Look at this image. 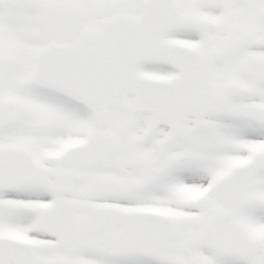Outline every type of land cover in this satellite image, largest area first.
I'll use <instances>...</instances> for the list:
<instances>
[{
    "label": "snow or ice",
    "instance_id": "6c2138e0",
    "mask_svg": "<svg viewBox=\"0 0 264 264\" xmlns=\"http://www.w3.org/2000/svg\"><path fill=\"white\" fill-rule=\"evenodd\" d=\"M0 264H264V0H0Z\"/></svg>",
    "mask_w": 264,
    "mask_h": 264
}]
</instances>
